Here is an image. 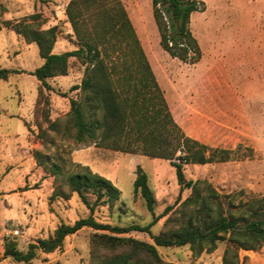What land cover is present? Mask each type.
Segmentation results:
<instances>
[{
    "label": "rangeland",
    "instance_id": "rangeland-1",
    "mask_svg": "<svg viewBox=\"0 0 264 264\" xmlns=\"http://www.w3.org/2000/svg\"><path fill=\"white\" fill-rule=\"evenodd\" d=\"M68 1L0 0V68L20 70L0 79V146L15 152L23 149L22 166H8L6 155L0 157V264L91 262L92 234L102 231L89 227L66 235L61 247L51 252L37 250L29 262L2 257L4 237L25 250L29 241L48 237L58 224H71L88 214L75 192L51 197L53 175L44 167L50 162L70 169L87 166L120 189V199L113 206L99 205L93 212L96 220L112 225H142L152 219L143 199L133 192L136 165L148 175L155 196L154 214L174 203L178 194L182 200L190 192H179L168 159L73 140L69 99L79 96L72 86L80 83L84 65L70 57L67 73L48 78L50 88L41 87L31 74L43 60L36 43L4 23L39 13L43 28L57 27L52 51L74 49L76 38L65 14ZM121 1L127 13L135 9L142 20L143 32L138 37L174 120L185 134L230 150L223 161L183 164L185 178H205L221 193L242 191V198L264 195V0H203L204 9L192 12L189 19L202 52L195 62L172 57L161 48L151 0ZM166 217L150 227L152 233L163 229ZM125 235L151 241L144 231ZM224 246L219 241L214 251L198 255L187 244L158 246L157 250L164 260L177 264H221ZM239 256V264H264V245L240 249Z\"/></svg>",
    "mask_w": 264,
    "mask_h": 264
},
{
    "label": "trees",
    "instance_id": "trees-1",
    "mask_svg": "<svg viewBox=\"0 0 264 264\" xmlns=\"http://www.w3.org/2000/svg\"><path fill=\"white\" fill-rule=\"evenodd\" d=\"M204 7L203 0H151L159 45L170 56L185 62L201 57L189 19L192 12ZM65 14L76 48L61 52L52 51L56 25L43 28L39 13L4 23L36 43L43 60L31 74L41 87L50 88L48 78L67 73L70 57L84 65L80 83L72 86L79 90V96L69 99L68 122L73 140L168 159L179 192H190L182 200L178 194L174 203L154 214L155 196L148 175L136 165L133 192L143 199L152 219L142 225H112L96 220L93 212L99 205L113 206L120 199V189L87 166L70 169L50 162L44 167L53 175L51 197H69L75 192L88 214L71 224H58L48 237L29 241L25 250L18 248L15 240L4 237L2 257L29 262L37 250L60 248L66 235L82 227L102 231L92 234L90 264H177L164 260L157 247L187 244L198 255L214 251L219 241L225 244L221 264H239L240 249L256 250L264 245V195L242 198V191L221 193L205 178H185L183 164L223 161L229 158L230 150L211 147L185 134L174 120L122 1L69 0ZM19 71L0 68V79ZM49 123L56 127V121ZM37 154L34 152L36 159ZM165 215L163 229L152 233L150 227ZM131 231H144L151 241L125 235Z\"/></svg>",
    "mask_w": 264,
    "mask_h": 264
},
{
    "label": "crops",
    "instance_id": "crops-1",
    "mask_svg": "<svg viewBox=\"0 0 264 264\" xmlns=\"http://www.w3.org/2000/svg\"><path fill=\"white\" fill-rule=\"evenodd\" d=\"M128 15H129V17H130V19H131V21H132V23L134 25V28L136 30V33L141 38V36H142L141 31L143 32V29H141V27H143V25H142V20L140 19V16H138L137 10L132 9V12L131 11H128ZM15 117L17 119H20L21 118V116H20L19 113L15 114ZM23 123H24V121H23ZM12 134L18 135L17 132L12 133ZM4 150H5V153H4ZM22 151H23L22 148H21L20 152L18 151V149L15 152L13 149H8L7 150L6 148L0 146V157L2 158L4 156L3 154L6 155L7 160H8V166L11 163H15V164L20 163L21 166H22L23 165V161H22V159H23L22 158L23 157L22 156Z\"/></svg>",
    "mask_w": 264,
    "mask_h": 264
}]
</instances>
